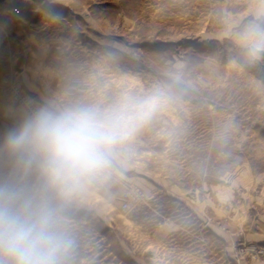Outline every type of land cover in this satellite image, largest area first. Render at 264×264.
Here are the masks:
<instances>
[{"label":"rangeland","instance_id":"1","mask_svg":"<svg viewBox=\"0 0 264 264\" xmlns=\"http://www.w3.org/2000/svg\"><path fill=\"white\" fill-rule=\"evenodd\" d=\"M253 20L264 0H0V142L41 107L167 94L67 208L70 264H264V54L232 38Z\"/></svg>","mask_w":264,"mask_h":264},{"label":"clouds","instance_id":"2","mask_svg":"<svg viewBox=\"0 0 264 264\" xmlns=\"http://www.w3.org/2000/svg\"><path fill=\"white\" fill-rule=\"evenodd\" d=\"M232 38L248 60L264 54V25L256 20ZM166 102L157 88L107 104L46 106L11 130L0 142V264H70L67 208L106 178Z\"/></svg>","mask_w":264,"mask_h":264},{"label":"built area","instance_id":"3","mask_svg":"<svg viewBox=\"0 0 264 264\" xmlns=\"http://www.w3.org/2000/svg\"><path fill=\"white\" fill-rule=\"evenodd\" d=\"M140 194H141L140 192H137L136 197H140L141 196ZM121 206H122L123 209H127L128 201L126 199H124L122 204H121Z\"/></svg>","mask_w":264,"mask_h":264},{"label":"crops","instance_id":"4","mask_svg":"<svg viewBox=\"0 0 264 264\" xmlns=\"http://www.w3.org/2000/svg\"><path fill=\"white\" fill-rule=\"evenodd\" d=\"M260 226H261V229L263 231L262 235H264V222H262V224Z\"/></svg>","mask_w":264,"mask_h":264}]
</instances>
